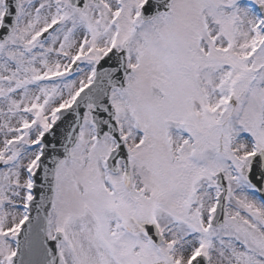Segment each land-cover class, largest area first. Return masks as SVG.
<instances>
[{
    "label": "snow or ice",
    "instance_id": "1",
    "mask_svg": "<svg viewBox=\"0 0 264 264\" xmlns=\"http://www.w3.org/2000/svg\"><path fill=\"white\" fill-rule=\"evenodd\" d=\"M0 264H264V0H0Z\"/></svg>",
    "mask_w": 264,
    "mask_h": 264
}]
</instances>
